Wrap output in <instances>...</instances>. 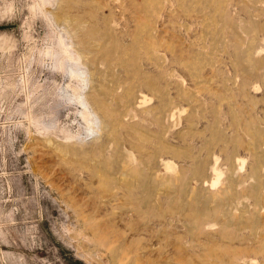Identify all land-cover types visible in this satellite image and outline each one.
Returning a JSON list of instances; mask_svg holds the SVG:
<instances>
[{
  "label": "rangeland",
  "instance_id": "1",
  "mask_svg": "<svg viewBox=\"0 0 264 264\" xmlns=\"http://www.w3.org/2000/svg\"><path fill=\"white\" fill-rule=\"evenodd\" d=\"M0 264H264V0H0Z\"/></svg>",
  "mask_w": 264,
  "mask_h": 264
},
{
  "label": "bare ground",
  "instance_id": "2",
  "mask_svg": "<svg viewBox=\"0 0 264 264\" xmlns=\"http://www.w3.org/2000/svg\"><path fill=\"white\" fill-rule=\"evenodd\" d=\"M133 21V20H132ZM142 21V20H141ZM67 57V59L65 58V62L63 63L62 62V64H61V68L63 69V74H66L67 75V77L69 78V80L71 79H75V80H77L80 84H81V92H75V90H73L72 92H73V98H74V100L77 102V104L81 107V110H82V112H81V114H82V117L83 118H85L86 119V121L88 122V127H87V133H98L99 134V132L101 131V129L102 128H104V126H103V123H102V121L95 115V113H94V111H92L91 109H90V107H89V104H88V100H86L87 98H86V96L87 95H85L84 96V89L83 88H85L87 85H88V72L86 71L87 69H86V67L84 68L81 64V62H80V58L78 57V59L76 60V59H74V57L73 56H66ZM81 63V64H80ZM90 77V76H89ZM70 80V81H71ZM76 81V82H77ZM121 84V83H120ZM80 86V85H79ZM66 87V86H65ZM89 87V86H88ZM88 87H87V89H88ZM67 88H70V85H68L67 86ZM65 89V88H64ZM119 89V88H118ZM68 91H70V90H68ZM125 91V90H124ZM71 92V91H70ZM87 93V92H86ZM91 94V93H90ZM116 94V93H115ZM71 96V95H70ZM121 96V95H120ZM114 97L116 98L117 96H115L114 95ZM114 98V99H115ZM121 98V97H120ZM143 99H145V98H143ZM116 100V99H115ZM122 100V99H121ZM145 101H146V99L145 100H143L142 102H140L139 104H143V103H145ZM92 108V107H91ZM93 109V108H92ZM107 110V112L105 113L106 114V117L105 118H107L108 119V123H109V125H110V122L112 123V121L114 122L115 120H119V114L118 113H115L114 111H113V109L111 110V108H109L108 109V107L106 108ZM117 112V111H116ZM97 114V113H96ZM119 115V116H118ZM125 115V114H124ZM126 115H128V114H126ZM125 115V116H126ZM129 116V115H128ZM103 118V117H102ZM106 119V120H107ZM105 120V123L107 122ZM121 120V119H120ZM123 121V120H122ZM104 122V121H103ZM116 122V121H115ZM114 122V123H115ZM119 122V121H118ZM121 122V121H120ZM125 125V124H124ZM112 126H113V124H112ZM115 126V125H114ZM119 127H120V125H119ZM124 127V126H123ZM122 127V128H123ZM126 128V127H125ZM107 144V143H106ZM109 144V143H108ZM113 144V143H112ZM112 144H111V146H112ZM106 146V145H105ZM111 146H110V148H111ZM128 150V149H127ZM126 154H128L127 156H126V159H127V162H133V159H134V155L130 152V149H129V152L128 153H126ZM125 154V155H126ZM164 164V167H163V169L166 171V172H168V171H170V170H174V168L175 167H172V165L171 164H168V162H164L163 163ZM163 171V170H162ZM161 175H162V173H160ZM217 179H218V177H217ZM216 179V180H217ZM218 182H216V183H213V184H211V186H214L215 184H217Z\"/></svg>",
  "mask_w": 264,
  "mask_h": 264
}]
</instances>
